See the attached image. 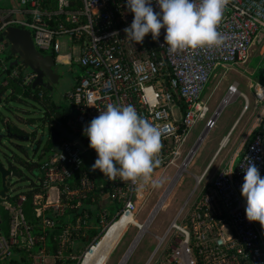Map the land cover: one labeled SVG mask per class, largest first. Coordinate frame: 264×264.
<instances>
[{
    "label": "built area",
    "instance_id": "obj_1",
    "mask_svg": "<svg viewBox=\"0 0 264 264\" xmlns=\"http://www.w3.org/2000/svg\"><path fill=\"white\" fill-rule=\"evenodd\" d=\"M0 1V36L9 26L26 29L34 47L51 54L54 63L79 64L80 74L65 95L70 107L67 129L85 145L88 139L82 128L105 105H132L161 134L156 167L172 163L170 156L177 154L165 142L183 138L205 112L200 96L213 71L245 62L257 32L264 29V0H227L217 24L223 37L219 45L169 52L162 45L163 28L156 40L150 33L139 43L125 37L123 28L131 22L132 13L125 10L124 0ZM153 10H158L154 3ZM8 48L6 40L0 41V54ZM3 64L0 57V66L6 68ZM34 77L33 72H24L22 83H31ZM237 92L236 84H230L221 103ZM252 92L255 104H261L259 123L241 154L199 188L210 162L204 167L191 191L195 196L177 209L163 233L156 236V245L144 264H152L157 254L154 264H264V228L245 218L239 192L243 169L250 162L264 176V87L254 86ZM177 101L183 103V109ZM213 123L212 118L205 126L209 129ZM39 163L40 177L34 183L38 191L31 194V205L41 233H33L32 223L24 216L26 196L20 193L14 200L8 193L0 202L9 214L7 234L0 231L1 261L19 251L25 264H68V224L63 221L58 237H52L54 248L45 243L46 231L63 220L68 209L75 210L89 200L95 184L83 170L82 152L70 139L61 138L58 151ZM110 182L109 194L119 203V212L102 227L128 214L133 219L130 225L138 229L134 243L147 231L163 197L139 223L135 219L137 202L147 183L141 188L140 178L133 182L119 177ZM83 220L78 218L72 226L73 235ZM131 246L119 264L124 263Z\"/></svg>",
    "mask_w": 264,
    "mask_h": 264
},
{
    "label": "clouds",
    "instance_id": "obj_2",
    "mask_svg": "<svg viewBox=\"0 0 264 264\" xmlns=\"http://www.w3.org/2000/svg\"><path fill=\"white\" fill-rule=\"evenodd\" d=\"M153 3L156 11L153 10ZM227 0H124L131 22L123 28L131 42H142L146 34L156 40L164 29L162 45L169 52L219 45L223 37L217 31ZM82 134L96 153L90 171L98 169L108 180L141 179L140 187L151 180L161 148L160 132L138 115L132 105L107 104L87 122ZM231 172V171H230ZM240 196L248 221H258L264 228V176L253 163L243 169Z\"/></svg>",
    "mask_w": 264,
    "mask_h": 264
},
{
    "label": "rangeland",
    "instance_id": "obj_3",
    "mask_svg": "<svg viewBox=\"0 0 264 264\" xmlns=\"http://www.w3.org/2000/svg\"><path fill=\"white\" fill-rule=\"evenodd\" d=\"M63 47L67 54V47L65 45H63ZM255 49L256 45L252 42L246 61L237 66L234 65L236 71L233 72L231 67L228 65L215 70L214 76L211 78L206 90L202 92V96H200L201 106L206 108L205 112L198 117L195 124L192 125L191 129L186 133V135H184L183 138L177 141L171 140L165 142V144H167L170 148L177 151V154H172L170 156V158L173 160L172 163L164 164L153 169L150 179L157 180L158 184L156 186H153L151 182H149L147 183V185H145L142 192L143 195L138 199L137 202V211L135 213V219L137 220V222L142 223L147 217L148 213L153 210L156 203L163 196H165L167 192L168 193L165 197H163L164 199L160 206L154 211L149 224L146 225L148 230L140 236L136 245L133 247L131 253L126 258L123 264H144L149 254L152 252L153 248L156 245L157 240L155 235L160 236L167 227V224L169 223L177 209L185 204L184 202L192 199L193 196H195L194 194L196 193L192 195L191 191H193L194 189L196 177L201 174L211 155L218 147V144H216L217 140L225 133L230 121L241 110L243 106L242 97L235 99L221 109L219 115L217 116L216 125L204 136V140L200 141L199 145L193 151L189 160L187 158L190 156L193 148L198 142L199 137L206 130H209L205 125L216 115V111L220 109L221 100L223 99L227 91H225V87L227 89V87L233 83V80L240 81L239 78L241 76L249 77V69L253 68L257 63V53L255 52ZM7 53L8 51L1 52L0 55L3 60L6 59ZM10 59L11 58H9V60ZM57 70L67 71L68 78L60 79L59 83L56 86V90H54V92L52 93L53 97H58V95L63 94L68 89H70L74 84L72 77L79 75V70L75 65L71 68L58 67ZM27 71L28 70L24 69V72ZM219 87H221L222 91L216 92L215 94L214 92L217 91ZM238 90L240 91L242 90V88L238 87ZM47 96L50 97V93ZM249 104H252V102L250 101ZM174 107L175 106H172V108ZM41 109V106L38 103L34 102L32 99L28 97H22L20 101H9V107L0 104V118H4L5 120H7L10 125L13 124L20 127H23V123L27 122L28 119H32L33 122L39 124L40 121L38 117L40 115ZM245 137L242 138L233 149H229L227 151L230 144L229 146L222 148V150L218 154V157H216L207 173L203 177L202 183H200L199 188H201L204 183L211 180L219 170L225 168V166H227V164H229V162L233 158V161H236V155L239 154L245 146ZM6 139L7 138H5V140L2 142L3 144H5V151L8 152L10 156H14V158L17 155H22V152L18 150L17 146H14V144H11V142H8ZM90 165L91 162L89 161V159L85 158L83 162V169L85 170V172L92 175L95 172L94 170H89ZM172 183L173 185L171 187ZM27 185L28 182L25 181H12L9 193H22V191H25L28 188ZM2 200L3 199H1L0 202ZM0 206L3 207L2 205ZM118 224H122L123 226L126 225L125 222H122V220L119 221ZM126 226L127 227L124 232H122L123 229L121 227L118 226L119 228L117 229L114 227V232L110 234V240L109 238L106 239V244L109 240L107 248L110 246L112 249L114 245L116 243L117 244L112 249V251L110 249L107 257L103 258V264H118L120 258H122V255L127 250L133 238L136 236L138 232L136 227L131 226L130 224ZM87 248L88 244L84 245V247H82V249L77 252L78 256L76 260L79 259V257L83 254L84 251H86ZM158 255L159 254L154 257V259L152 260V264H154L155 259L156 257H158Z\"/></svg>",
    "mask_w": 264,
    "mask_h": 264
},
{
    "label": "crops",
    "instance_id": "obj_4",
    "mask_svg": "<svg viewBox=\"0 0 264 264\" xmlns=\"http://www.w3.org/2000/svg\"><path fill=\"white\" fill-rule=\"evenodd\" d=\"M253 44L256 45L255 52L257 53V58H256L257 63L254 65L253 68L249 69V72H248L249 77H242L241 76L239 78L240 81L239 80L238 81H235V80L232 81L233 83L236 84V89L238 91L237 92L238 94L236 93V94L230 96L226 103H224V104L221 103L220 109L218 111H216V115L213 117V121H214L213 126L211 128H209V130H206L205 135L216 125L217 116L219 115L221 109L224 106H226L227 104H229L230 102L234 101L235 99H237L239 97H242V99H243V106H242L241 110L239 111V113L236 114L235 117L230 121L225 133L217 140L216 144H218V147L213 152V154L211 155V157L208 160V162L206 163V165L209 162L211 165L214 162V160L216 159V157H218V154L220 153L222 148L229 146V144H230V146L228 147L227 151L229 149H233L235 147V145L238 144L239 141L242 138H244L245 136H246L245 138H246V142H247V138L249 139L251 132H253L255 130V128L257 127V125L259 123V118L256 115H258V112L261 108V104H255L252 91H253L254 86H263L264 87V29L257 32L255 38L253 39ZM228 66L231 67L233 72L236 71L234 65H228ZM218 68H220V67H217L216 69H218ZM215 70L213 71V73L210 77V80L214 76ZM210 80H209V82H210ZM241 80H242V82H241ZM209 82L207 83L204 91L206 90ZM5 84H6L5 81L1 82L2 86H4ZM222 86H223V84H222ZM221 87H219L217 89V91H215L214 93L216 94V92L222 91ZM238 87H241L242 90L239 91ZM226 90L227 89L225 87V91ZM66 92L58 95V97L51 96L52 101L57 106L56 113H57V115L60 114L61 119L64 116L68 115V110L70 111V107L68 105V101H67L66 96H65ZM215 94H214V96H215ZM3 96H4V94H3ZM201 96H202V94H201ZM214 96H213V98H214ZM249 99L252 102V104H249L250 103ZM221 102H222V100H221ZM179 114H180L179 111L176 110V116L177 117L179 116ZM202 140H204V139H202ZM240 154H241V152L239 154H237V157ZM209 168H210V166H209ZM95 171L96 170H94V172ZM94 177H95L94 180H95L96 184H95V191H94V193H92L93 194L92 197L89 200L84 201L82 203V205L80 207H78L77 209H75V210L74 209H72V210L68 209V215L63 218L64 224H68V226H67L68 232L69 233L71 232V235L68 237V251L70 253L71 258H77V256H78L77 252H79L82 249V247H84V245L88 244V247H89V244L91 242L98 239V235L94 236L92 239H90V235H89L90 231L89 230L95 229V230H99V231L102 230L103 231L102 226H105V224H108L109 222H111V220H113L118 215V212H119V206H120L119 203H117V201H115L114 199L111 198V196L109 194L110 192L107 190L108 186L105 183L107 178L104 177L103 174H101L100 177H98V176H94ZM82 217H84V220L82 222L83 224L81 226H79L80 227L79 232L77 234L73 235L72 234V232H73L72 226L75 225L78 218H82ZM131 226H133V225H131ZM119 227H121L122 229L126 228V226L125 225L123 226L122 224L121 225L119 224ZM134 227H136V226H134ZM156 236H158V235H155V237ZM138 239L136 240V242L132 243L133 242V240H132V242L130 243L129 246H131V245L132 246L130 247V251L128 253V256L131 253L133 247L136 245ZM115 245H114V247H115ZM129 246H128V248H129ZM112 249H111V251H112ZM125 252H124V254H125ZM121 259L122 258H120V260ZM125 260H126V258H125ZM118 264H119V262H118Z\"/></svg>",
    "mask_w": 264,
    "mask_h": 264
},
{
    "label": "water",
    "instance_id": "obj_5",
    "mask_svg": "<svg viewBox=\"0 0 264 264\" xmlns=\"http://www.w3.org/2000/svg\"><path fill=\"white\" fill-rule=\"evenodd\" d=\"M2 40H6L8 43L9 55L15 57V59L12 60L9 65H21L23 67H26L28 71H31L35 74V77L31 82L32 89H35L38 86L44 87L48 92H51L52 90H54V88L56 89V86L59 83V79L58 75L53 70L55 66L54 57L49 53H41L34 47L30 32H28L26 29L9 26L6 27L4 31H2L0 41ZM45 78H50V82L54 88L44 81ZM67 119L68 115L64 116L62 119L57 115L55 123L50 122L49 120L44 121L43 124L24 122V126L18 129L25 132L20 134L10 131L8 121L4 120V129L2 130V132H0V137L3 136L7 139L14 138L21 143L30 144H46L47 141L52 145L51 149L53 152L58 151L60 139L66 138L72 140L79 148V150L83 153L85 151V145L81 142L80 137L75 136L73 132L67 129L68 127L65 124ZM31 133H33L34 136H30ZM205 133L206 131L199 137L198 142L193 148L190 156L187 158L188 160L191 157L193 151L199 145L200 141L203 139ZM30 147L31 146L27 144L26 146L22 147V149H24L25 151H29L31 149ZM17 148L19 150L20 146H17ZM32 148H34V145ZM15 160H10V163L12 165L18 164L16 163L18 161ZM33 167L36 168V164L34 162ZM18 176V171H12L8 167L7 163H4V161L0 160V199L6 198V195L9 193L8 186L6 184L8 178H17ZM173 183L171 184V187ZM163 199L158 203L157 208L160 206ZM112 223H110L106 228H104L103 233L98 237V239L104 235L105 231ZM98 239L94 240L93 243L89 244V247L81 255L78 264H80L85 254L89 252L90 248L94 244H97Z\"/></svg>",
    "mask_w": 264,
    "mask_h": 264
},
{
    "label": "trees",
    "instance_id": "obj_6",
    "mask_svg": "<svg viewBox=\"0 0 264 264\" xmlns=\"http://www.w3.org/2000/svg\"><path fill=\"white\" fill-rule=\"evenodd\" d=\"M8 51V50H7ZM1 57V55H0ZM12 56L9 55V53H7L6 55V59L3 60L2 57L1 59L3 60V62L5 63L4 65L6 66V68H0V103L4 106H8L9 107V101H20L22 99V97H28L30 99H32L34 102L38 103L40 106L46 107L48 110L52 112L56 111L57 106L56 104L50 99V97H48L47 95H39V91L36 90L35 92H32L31 90V83H27L24 84L22 83V78L24 77V67L21 65H15V66H11L9 65L12 61V59L9 60V58H11ZM12 70H15L16 73L13 74ZM5 81L6 84L4 86L1 85V82ZM4 94V96H3ZM177 104H179L180 109H183L184 105L182 102L177 101ZM27 122H33L32 119H28ZM9 125V130L15 133H22V130L10 125ZM48 144H50L48 142ZM239 156V155H238ZM85 158L89 159V161L91 162V164L94 162V159L96 158V153L93 149L88 147V142L85 144V151L82 153V159L83 162L85 160ZM8 163V167L10 169L13 168V165L10 163V161H7ZM102 173L96 169L95 173L89 175L90 178L93 179L94 184H96L95 180H94V176H98L100 177ZM111 180H106L105 183L108 186L107 190L110 192V185H111ZM30 186H32V188L30 189H26L25 191H22V193L26 196L25 201L23 202L22 205V210L24 213L25 218L32 223V231L33 233H41V229H39L37 226V216L35 213L34 208L31 205V194H34L35 192L38 191V187L34 186V184H31ZM21 192L13 194L12 195V199H16L17 195H19ZM21 193V194H22ZM1 200V199H0ZM63 222V220L59 221V223L52 229V230H47L46 231V235H45V243L47 246H49L50 248H54V241L52 240V237H58V234H60V232L62 231L61 228V223ZM8 224H9V214L8 212L0 206V231L1 233L7 234L8 232ZM89 235H90V239H92L94 236L98 237L103 233V231H99V230H89ZM19 255V256H17ZM68 255L70 256V253L68 251ZM20 252L19 251H15V254L11 255L7 260H0V264H25V256H21L20 258ZM68 264H77L78 260H76V258H70L68 257Z\"/></svg>",
    "mask_w": 264,
    "mask_h": 264
},
{
    "label": "flooded vegetation",
    "instance_id": "obj_7",
    "mask_svg": "<svg viewBox=\"0 0 264 264\" xmlns=\"http://www.w3.org/2000/svg\"><path fill=\"white\" fill-rule=\"evenodd\" d=\"M11 59L14 60L15 57L12 56ZM54 64H55V66H54L53 70L58 75L59 81H60V79L68 78V73H67V71L57 70L58 67H70L71 68L72 66L75 65L78 68L79 74H80V66L78 63H73L71 65H59L56 63H54ZM24 69L28 70L26 67H24ZM78 76L79 75L72 77L73 82L75 81V79ZM44 81L53 87V85L50 82V78H45ZM31 90H32V92H35L36 90H38L39 95H43V94L48 95L50 93V95L52 96L53 95L52 93L56 89L54 88V90H52L51 92H48L44 87L38 86L35 89L31 88ZM41 108L42 109H41L40 115L38 117L39 121H40L39 124H43L44 121H46V120H49L50 122L55 123L56 116H57L56 111L52 112V114H51V111L48 110L46 107L41 106ZM69 115H70V111L68 110V116ZM58 116L61 117L60 114ZM4 120H5L4 118L3 119L0 118V123H1L0 132H2V130L4 129ZM33 123H35V122H33ZM11 125H13V124H11ZM13 126L16 128H22L20 126H15V125H13ZM24 132L25 131H22V133H24ZM30 136H34V134L31 133ZM4 140H5V137L1 136L0 137V160L4 161V163H7V161H10L12 159L13 160L16 159L15 161H18V162H16L18 164L13 165V168L11 170L19 172V176L17 178L11 177V178H8V180L6 181V184L8 186V190H10V186H11L12 181L13 182H19V181L28 182L27 186L30 187L31 184H34L35 182H37L39 180V177H40V174H39V164L40 163L39 162L43 161L46 157H48L51 154L52 145L48 144L47 141H46V144H30V143H21L14 138L6 139L8 142H11V144H14V146H20L19 150L22 152V155H17L14 158V156H10L9 153L5 151V144L2 143ZM27 144H29V146H31L30 147L31 149L29 151H25L24 149H22V147L26 146ZM33 145H34V148H32ZM33 162L36 164V168L33 167Z\"/></svg>",
    "mask_w": 264,
    "mask_h": 264
},
{
    "label": "bare ground",
    "instance_id": "obj_8",
    "mask_svg": "<svg viewBox=\"0 0 264 264\" xmlns=\"http://www.w3.org/2000/svg\"><path fill=\"white\" fill-rule=\"evenodd\" d=\"M247 100V99H246ZM221 145V144H220ZM211 166V165H210ZM164 197V196H163ZM156 210V209H155ZM154 210V211H155ZM154 211H153V213H154ZM122 220V222H125V224L126 225H128V224H133L132 223V218H131V216L130 215H128V214H124V215H121V217L120 218H118L115 222H113L108 228H107V230L105 231V233H104V237L102 236V237H100L99 239H98V242H97V244H94L91 248H90V250H89V252H87L86 254H85V256H84V258L82 259V261H81V263L80 264H103L104 263V259L103 258H105V257H107V255H108V253H109V251H110V249H111V247L109 246L108 248H107V246H108V243H109V240H110V234L112 233V232H114V228L113 227H116V228H119L118 226H119V221H121ZM125 225V226H126ZM127 227V226H126ZM126 228H124L123 229V231L122 232H124V230H125ZM122 230V229H121ZM107 238H109V240H108V242H107V244L105 243V241H106V239ZM113 243V242H112ZM111 243V244H112ZM110 244V245H111ZM106 245V246H105Z\"/></svg>",
    "mask_w": 264,
    "mask_h": 264
}]
</instances>
